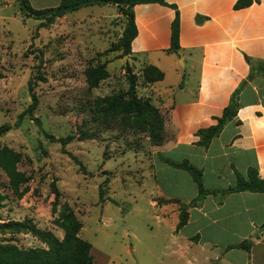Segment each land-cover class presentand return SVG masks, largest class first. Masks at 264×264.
<instances>
[{
	"label": "rangeland",
	"instance_id": "obj_1",
	"mask_svg": "<svg viewBox=\"0 0 264 264\" xmlns=\"http://www.w3.org/2000/svg\"><path fill=\"white\" fill-rule=\"evenodd\" d=\"M115 12V5L92 4L68 12L66 21L38 27L42 20L23 16L18 1L0 6V126H11L0 135V191L8 195L0 223L30 220L59 239L70 231L91 245L92 264H186L176 259L169 236L177 214L157 209L163 199L154 196L150 178L143 186L155 149L147 134L120 117L104 124L92 114L94 98L127 92L126 66L136 76V96L146 99L142 70L113 49L123 21L113 18ZM167 58L139 62L161 65ZM100 63L109 77L88 90L84 70ZM29 87L38 104L24 113ZM46 135L73 139L62 147ZM6 160L28 177L20 199L7 189ZM2 238L21 248L43 247L28 232Z\"/></svg>",
	"mask_w": 264,
	"mask_h": 264
},
{
	"label": "crops",
	"instance_id": "obj_2",
	"mask_svg": "<svg viewBox=\"0 0 264 264\" xmlns=\"http://www.w3.org/2000/svg\"><path fill=\"white\" fill-rule=\"evenodd\" d=\"M60 1L28 0L36 10L56 7ZM236 1L166 0L175 9L157 3L133 7L137 35L129 58L141 70L152 65L164 75L141 90V96L165 116V142L153 147L151 172L145 174L143 186L150 178L154 196L163 199L157 209L171 208L177 219L178 204L164 200L190 203L197 188L187 172L171 167L161 157L188 160L200 168L207 189L232 187L236 173L245 177L249 168L264 179V76L253 78L240 91L237 115L209 146L196 145V132L216 123L232 92L246 79L245 56L264 61V0L235 10ZM13 2L17 0H0V6L8 8ZM115 7L113 18L123 19ZM175 11L180 48L172 53L168 50ZM67 14L55 21H66ZM197 17L205 19L196 22ZM121 23L117 38L124 27ZM151 56L168 57L169 62H139ZM263 225L264 192L216 193L190 206L187 223L179 230L171 229L169 236L176 259L186 264H264ZM244 240L251 242L248 251L235 247Z\"/></svg>",
	"mask_w": 264,
	"mask_h": 264
},
{
	"label": "trees",
	"instance_id": "obj_3",
	"mask_svg": "<svg viewBox=\"0 0 264 264\" xmlns=\"http://www.w3.org/2000/svg\"><path fill=\"white\" fill-rule=\"evenodd\" d=\"M20 9L26 17H32L42 20L38 27H47L52 24L56 18L62 17L67 12L76 11L81 7L92 4L104 5L111 4L119 8V13L123 17L124 27L118 41L113 46L114 50H121L122 55H130L131 42L137 35V29L134 20L133 7L137 4L157 3L162 6L169 5L166 0H61L56 7L36 10L31 7L28 0H17ZM258 3L259 0H237L233 5L235 10L245 8ZM204 17H197L196 22H201ZM179 16L175 11L174 19L171 23V35L169 50L177 53L179 50ZM245 60L249 65V73L245 80L241 81L238 87L232 92L229 104L223 109L220 117L215 118L216 123L206 129H200L196 132L198 141L196 145L207 148L211 140L218 136L224 126L232 120L239 110L238 95L240 91L247 85L249 81L257 76H264V61H253L245 56ZM128 73L127 80L129 88L126 93L114 94L111 96L96 97L92 100V114L96 120L106 124L110 119L120 117L123 124L139 129L147 134L149 143L153 147L161 146L165 142V116L156 108L149 99H142L136 96L135 85L136 76L131 74V69L126 66ZM85 82L88 90L98 87L99 83L109 77L105 63L95 66H88L84 70ZM144 82L153 83L163 79V72L157 67L149 65L142 69ZM0 73V78H2ZM31 103L24 113H31L38 104V99L29 87ZM21 117V116H20ZM17 125V124H16ZM10 125L0 126V135L9 131ZM51 142H57L62 147L68 144L73 137L55 138L46 135ZM71 159L78 165L80 162L72 154L68 153ZM161 160L171 167L181 169L189 174L196 185L197 196L190 203H183L175 199L164 200L166 203L178 204V222L175 226L176 230L182 228L188 219V209L192 205H197L206 195L221 193L230 194L242 191L264 192V179L258 176V172L254 168L247 170L246 176L236 173V183L232 187L226 189H207L202 182V170L188 160L175 162L167 158L161 157ZM14 160H6L1 164L8 185L7 189L17 199L24 195L23 186L28 182V177L16 168ZM108 182L107 179L103 184ZM2 186L0 182V187ZM57 194V193H55ZM104 190L99 188V198L102 199ZM8 198L7 194L0 191V209L4 206V201ZM264 228V225L262 226ZM28 232L35 237L43 247L21 248L14 244L10 238L0 239V264H92L93 256L91 255V245L76 236L70 231H66L61 239L54 236L49 231L38 229L30 220L15 221L9 220L0 223V234L5 233ZM250 240H244L236 245V248L249 250Z\"/></svg>",
	"mask_w": 264,
	"mask_h": 264
},
{
	"label": "water",
	"instance_id": "obj_4",
	"mask_svg": "<svg viewBox=\"0 0 264 264\" xmlns=\"http://www.w3.org/2000/svg\"><path fill=\"white\" fill-rule=\"evenodd\" d=\"M34 122H35V124L39 127L40 126V123H39V121L37 120V119H34Z\"/></svg>",
	"mask_w": 264,
	"mask_h": 264
}]
</instances>
